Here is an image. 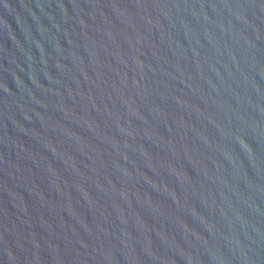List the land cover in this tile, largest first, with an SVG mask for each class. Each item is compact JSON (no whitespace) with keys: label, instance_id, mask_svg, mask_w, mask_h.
Segmentation results:
<instances>
[{"label":"water","instance_id":"1","mask_svg":"<svg viewBox=\"0 0 264 264\" xmlns=\"http://www.w3.org/2000/svg\"><path fill=\"white\" fill-rule=\"evenodd\" d=\"M0 264H264V0H0Z\"/></svg>","mask_w":264,"mask_h":264}]
</instances>
